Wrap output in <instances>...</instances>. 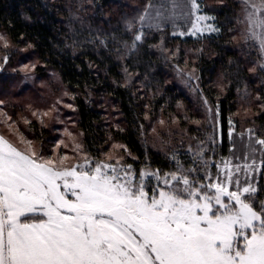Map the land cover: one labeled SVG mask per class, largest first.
<instances>
[{"label":"trees","instance_id":"16d2710c","mask_svg":"<svg viewBox=\"0 0 264 264\" xmlns=\"http://www.w3.org/2000/svg\"><path fill=\"white\" fill-rule=\"evenodd\" d=\"M152 1L0 0V33L8 40L0 43V62L8 55L0 73L8 87L0 85V100L39 80L50 87V93L37 92L35 102L4 99L14 118L23 112L24 133L38 142L37 152L49 154L65 119H73L68 123L89 158L102 160L118 144L122 162L137 174L173 173L179 164L181 171L197 169L192 179L207 182L204 162L214 175L230 152L231 128L264 139V69L241 2L199 0L216 31L191 37L167 23L142 25L139 17ZM24 63L34 65L35 79L22 74ZM60 97L72 107L63 108ZM58 106L64 121L46 123L44 112ZM159 121L165 127L153 132ZM250 202L257 210L264 203V163Z\"/></svg>","mask_w":264,"mask_h":264},{"label":"snow or ice","instance_id":"6c2138e0","mask_svg":"<svg viewBox=\"0 0 264 264\" xmlns=\"http://www.w3.org/2000/svg\"><path fill=\"white\" fill-rule=\"evenodd\" d=\"M246 3L250 35L264 47V0ZM190 7L200 10L197 0ZM152 10L142 25L164 18L163 7ZM142 38L141 30L133 47ZM65 159L22 151L0 135V264H264V203L257 210L250 202L255 189L240 175L255 161H221L215 175L205 161L201 182L191 178L197 169L179 164L173 173L137 174L118 159L85 155L70 167Z\"/></svg>","mask_w":264,"mask_h":264},{"label":"rangeland","instance_id":"374dc122","mask_svg":"<svg viewBox=\"0 0 264 264\" xmlns=\"http://www.w3.org/2000/svg\"><path fill=\"white\" fill-rule=\"evenodd\" d=\"M242 5V14H243V19H244V26L245 30L248 34V36L254 40L256 43L258 50L260 52V66L262 69H264V47L261 46V42L259 39L254 38L253 36L250 35L249 32V22L247 20V13L248 11H251V8L249 5L246 3V0H239ZM262 0H252V3L256 4L258 7L260 6ZM176 3L179 5V7L176 8L175 12L173 13L172 11V4ZM197 3H199V0H197ZM152 7L148 8V11L151 16H155V12L152 10L153 8L155 9H161L163 7L164 10V18H157V19H146L143 24L145 25H152L156 26L157 24H163L167 23L170 24L175 31H178V34L183 35V36H191V37H200L204 35H209L213 34L215 31H195L193 29V24H197V27H204L207 24H211L215 28V23L213 18L205 13L203 9L200 7V10L198 12L193 13L190 7V0H153L151 5ZM200 6V5H199ZM205 16V17H210V19H206L203 22L197 23L196 21V16ZM257 18H259V14H257ZM193 31H195V34H193ZM183 33V34H181ZM0 36H3L0 33ZM4 37V36H3ZM0 43L5 46V43L8 45V40L6 37H4L3 40H0ZM7 54L3 55V61L0 62V73L5 71V62L7 60ZM19 69L22 72L24 76H29L33 79H35L34 75V65L31 63H24L19 65ZM187 73L186 76L189 78H194L192 74ZM4 81H1V86L6 85L4 84ZM8 87V84H7ZM37 92L39 93H45L48 92L50 93V87L44 80H39L37 81L35 87L31 86L30 89H22L17 93H3L4 99H10L13 100L14 102L16 101H22V102H35L34 97L37 95ZM67 94L66 90H63L61 92L60 96H63ZM61 98V97H60ZM0 100L3 101L2 104H0V135H3L5 139H7L10 143H12L14 146H16L18 149L22 151H29L34 150L38 151V142L33 141L31 139H27L25 135V126H26V119L25 116L23 115V112H17L15 114L14 118L12 115L9 114V112L5 109V100ZM61 105L63 108H71L72 105L68 101H65L63 98H61ZM4 105V106H3ZM29 106V105H28ZM206 110L207 114H211V109L210 107L206 104ZM60 106L56 108V111L52 110H47L44 112V116L46 117V123H50L52 121V118L54 117L57 122H62L60 118ZM47 114V115H45ZM41 117V116H40ZM68 120H73V119H65L66 125L64 124V127L58 131L59 139L55 142V144L52 146V151L47 154L45 153H39L37 152L38 155L42 156L44 159H55L59 160L61 157H66L64 161V166H72L73 164H76L78 162H82L83 158L85 157L84 152L81 150L80 144L77 142L76 139L79 140V136L75 131V127L73 122L68 123ZM159 124H156L153 126V132H156L159 127L163 128L165 127V123H161L160 121L158 122ZM70 124V125H69ZM70 126V128H69ZM172 127L177 128L179 125L177 124L176 121H173L171 123ZM232 132L231 138V146H230V152L229 154L222 158L218 164L221 163V161H231L232 164H240L244 165L245 163L247 164H252L253 161H255V166L254 168L248 170V172L245 174L242 172L241 179L246 180L254 189L256 192L257 189V183H258V177L259 173L261 170V164H262V146L261 144L257 143L259 139L255 138L251 133H249V130H245V132L241 133L242 131L235 132L234 128L230 129ZM28 141H31L32 144L29 146ZM60 147V150H57V148ZM72 148V149H71ZM68 150V151H67ZM70 150V151H69ZM120 160L122 164V157L120 154V148L118 144H114L112 148L106 152L103 155L102 160L104 161H109V160ZM125 165V164H124ZM217 171V169H216ZM215 171V173H216ZM147 172V171H145ZM214 173V175H215ZM154 181V184H150L154 186L156 184V181L154 179H151ZM254 192V193H255ZM251 194V198H253V194ZM72 197L69 196V199Z\"/></svg>","mask_w":264,"mask_h":264}]
</instances>
